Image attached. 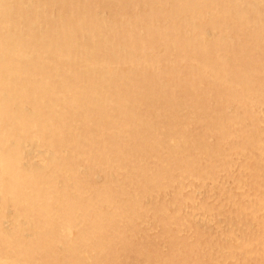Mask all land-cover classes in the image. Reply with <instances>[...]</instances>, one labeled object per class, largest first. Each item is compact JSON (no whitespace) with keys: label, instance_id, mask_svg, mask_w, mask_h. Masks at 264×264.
I'll use <instances>...</instances> for the list:
<instances>
[{"label":"bare ground","instance_id":"1","mask_svg":"<svg viewBox=\"0 0 264 264\" xmlns=\"http://www.w3.org/2000/svg\"><path fill=\"white\" fill-rule=\"evenodd\" d=\"M249 1L0 0V264L129 263L128 258H125L126 256L124 257L125 259L121 257L123 254L117 256L118 254H116L115 248L119 246L117 244L121 243L130 253L135 252L131 247V233L128 232L127 228L136 223L138 218L136 217L137 211H135L136 209L133 210L130 205L131 202L134 203L135 201L129 202L125 197V195H127V186L125 187V178L122 176L124 174H122L120 178H115L117 171L114 177V171H111L112 169H121L123 166V161L125 160L122 161V159H120V157H122L120 153L121 150L130 152V146L128 147L130 141L127 144V142H125L126 137L129 135L140 137V134H142L147 144L154 147V153L140 152L131 156V160H133L137 166L139 165L142 168L143 165H149H145L146 161L149 160L150 157H152V159L154 157V164L158 169L162 170L161 173L166 172L171 174L174 172L175 174L176 172L177 174V172H181L182 174H187V177H189L188 174L189 172L191 173L192 169L190 166H194L195 158L193 160L191 158L190 166L183 160L181 162L179 160L181 158L180 156V158L168 161V163L167 158H164L165 152L169 154V152H174L182 148L181 142L176 138L171 128L172 122H176L180 119V113H176L175 111L171 116L169 111L172 107L180 102H184L185 99L189 102V106L194 111L196 109L201 110L204 104L206 105L200 115L199 120H201V122H198L199 125H205L207 123V126L202 128L205 129V133L203 136L201 135V139L195 138L196 140H192L191 137L192 141L188 142L194 151L196 150L197 152L198 150L199 152L201 148H204L207 154L219 152L225 155L226 152L230 153L228 151V145L235 137L237 130L241 129L240 123L238 122L239 114L235 116L236 109L242 115L239 119L243 118L244 121L247 120L244 116L248 119L253 118L252 116H255L257 113L264 116V107L261 110L259 108L256 109L257 102L249 98V93L251 94L252 90L251 92L249 88L247 90L243 88L242 90V86L239 88V85L243 83L241 75L244 70H239L238 68L241 67H236L237 64L239 65L237 58L241 57L242 53L246 56V59L248 57L246 55L247 52L244 51L245 49L242 51L236 48L237 44L235 45L234 38L238 33H242L241 30L243 31L244 21L245 24L249 21L248 17L245 15L247 12L250 14L251 10L248 9L249 11L247 10L244 15L246 4L248 5V3L254 2ZM261 2V4H257L258 6L255 4L250 8H252L253 17L255 15V17L259 18L261 21L259 22V27L262 29L264 28V19L262 18L263 15H261V12L262 10L264 12V9L261 10V8H264V0ZM105 6L112 12V17L110 19L101 14V10ZM38 17L41 19L43 18L39 23H34V21H32L33 19H31H37ZM242 17H244V19H242ZM255 20L256 19H254V21ZM227 31H229V33L226 34ZM236 31L238 33H236ZM245 38L247 37L242 39ZM239 41H241V39ZM208 45L210 47L209 54H206L207 56L204 58L203 56L202 58L198 57L196 55L198 53L197 51L203 53L205 47ZM238 45L242 46V43ZM250 51H252V47ZM262 51L264 52L263 49ZM253 54L255 55V52ZM114 75L116 79L112 80ZM162 75H165L166 79L164 80L171 81L169 82L171 84L166 87V90H164V88V91L156 94L153 89H155V83L162 81ZM183 81L186 82L185 85L182 84ZM161 85L160 87H162ZM178 87H182L179 96L173 94V88L178 89ZM177 94H179V92ZM252 94L254 95V91ZM260 101L258 103H260ZM261 105L264 104L262 103ZM148 107H152V112L150 114L146 111ZM211 119L215 120V123L210 124L209 122ZM216 122L217 124H224L222 133L216 132L217 130L215 129H217V127L214 126ZM188 124H185V127L189 126ZM195 126L197 127V125ZM198 128L201 130L200 127L196 129ZM221 129L223 128H220V130ZM263 132L252 145L259 150L260 157H262L261 160L263 159L264 161ZM183 133L185 132L181 134ZM190 135L191 134L188 136ZM209 135H212V138L216 137V144L214 143L216 146L223 143V145L220 144V146H224V150H222L219 145L213 147L214 145L207 144L209 141H206L208 138H205ZM238 136L239 135H237V137ZM135 139L137 138L135 137ZM132 140L134 141V139ZM245 143L247 142L245 141L244 144ZM246 145H244V147ZM137 146L138 151H141L139 148H141L142 144H136V147ZM230 146L231 145H229V147ZM238 146L239 144L235 147ZM241 147L240 151H244L245 148L243 150ZM246 148L248 147L246 146ZM186 152L188 151L186 150ZM176 155L174 157H176ZM188 155L190 156L191 154ZM247 155L246 153V156ZM253 155L255 157V154ZM199 156L197 157L200 158ZM232 156H234V153ZM243 156H245V154H243ZM113 158L115 160L111 161ZM182 158L184 159V157ZM211 158H209V160ZM249 160L250 157L247 164ZM252 160L253 159H251V161ZM202 161L204 163V160ZM257 162L258 161H256V163ZM131 163L133 164V162ZM197 164L199 166V163ZM208 164H210V162ZM228 165L225 166L228 167ZM233 165H235L234 162ZM256 165L258 166V164ZM220 167V169H223V166ZM138 169H140V167ZM194 169L193 167V170ZM209 170H207L208 173L212 172V170ZM196 171L198 172V170ZM252 172L250 174H252ZM208 173H206V175H208ZM234 173L232 174L236 176L237 173ZM130 174H132V172H130ZM133 174L131 176H133ZM153 174L151 170L143 174L145 178L144 185L145 187H149V191L153 189L152 186L156 187L157 183L160 182V179L159 181L156 180ZM99 175L105 177L103 183H97L99 180H96V178L98 179ZM164 175L163 173L162 176H160L164 177ZM135 176L136 175H134V177ZM207 177L209 179V176ZM217 177H215L217 179H215L216 181L219 180ZM251 177H255V175L252 174ZM251 177L249 175L250 179ZM257 177H260L264 183V174ZM132 179L129 180L127 178L126 182L130 184ZM161 179L164 180L165 178ZM231 180L235 179L233 178ZM168 181L170 182V180ZM245 181L249 184L252 180L248 182L246 178ZM243 183L244 182H242V184ZM179 184L180 183H178V185ZM248 184L245 186H248ZM260 184L261 183H259V185ZM163 185H165V183ZM183 186L185 187V185ZM184 187H182L183 190ZM241 187L242 186H240V188ZM255 188L258 189V187ZM199 189H201V186ZM140 190L141 189L137 191L140 192ZM207 190L210 191L209 189ZM139 192H137V194ZM161 192L165 193L163 190ZM243 192L242 190V194ZM181 193L182 192H180V194ZM148 194L149 193H147V196ZM209 194L207 193L208 196ZM141 195L143 197V194ZM246 195H248V193H246ZM254 195L252 196L254 197ZM135 196L136 195H134V197ZM196 196L197 195L194 197ZM240 196L241 194L239 197ZM248 196H250V194ZM140 197H136V200L138 201ZM169 197L175 199L171 196ZM211 197H213L212 194ZM227 197L228 195L226 199ZM231 197L232 196L228 197L229 200ZM233 198L234 195L232 199ZM211 199L212 198L209 200ZM216 199L217 198L213 200ZM232 199L230 200L231 204L233 202ZM258 199H260L259 205L261 206L259 224L260 229L264 231V196ZM252 201L253 200H251V202ZM199 202H201L200 199ZM212 203L215 202L212 201ZM135 204H137V202ZM173 204L175 205L176 202ZM200 204H202V202ZM170 205H172V203H170ZM204 205L206 206L205 202ZM150 206H148V209ZM157 206L160 205H156V207ZM217 206L219 207V204ZM225 206L227 207V205ZM201 207H203V204ZM161 208L163 209V207ZM221 208H223V204ZM142 209H144V207ZM150 210L151 209H149V211ZM191 210L190 212L192 213L194 210ZM212 211V208H210L204 213L211 212L215 215ZM178 212L176 215H179ZM195 213L189 216L195 217ZM204 213H202V215L197 214L196 216L199 215L198 217L200 220H204ZM137 214L141 216L142 211ZM246 214L248 213L244 215ZM149 215H152V212ZM219 216L220 215H217L218 219ZM138 219L141 218L139 217ZM173 219L171 220L174 221ZM177 219L179 218L176 216L175 220ZM242 221L246 224L243 218L241 222ZM192 222L194 221L192 220ZM187 223H189V221ZM170 224L172 223L170 222ZM151 226L153 227V225ZM237 228L238 227H236V229ZM155 231L157 230L155 229ZM161 231L163 232L162 229ZM250 231L255 232L254 230ZM250 233L249 237H251ZM171 234L172 232L170 235ZM186 234H188V231ZM206 235L208 236L209 234ZM214 235L215 234L212 233L213 237H215ZM246 235L248 234L246 233ZM218 236L220 237V235ZM195 239L193 241L198 240ZM205 241L207 240L204 239L203 242ZM214 241H216V239ZM252 241H250V244L247 243L246 249L249 246L251 247ZM259 242L261 241H258L256 244ZM263 242L261 245H263ZM185 243L187 244V242ZM244 244L245 243H243V245ZM188 246H190V243ZM224 247H226L225 244ZM242 247V245H237L235 249L237 251H243ZM262 247L263 246H261V248ZM119 248L120 246L118 250ZM185 248L181 242L173 246V259H168L170 261L166 264H183L185 260L193 259L192 257L195 253L191 257L189 253L185 254ZM254 248V250L257 251L256 247ZM250 249L251 248H249V252ZM182 250L185 252L182 253ZM232 250L234 251V248ZM252 250L253 249H251V251ZM220 252L217 250V253ZM249 252H247V254ZM231 254L232 253H230V255ZM207 255L208 257L206 258L210 259L211 257H209V254ZM236 255H238V253H236ZM202 256L203 258L205 257L203 254ZM231 256L233 257V255ZM221 257L226 259L225 255ZM236 258L237 257H234V259ZM241 259L239 261H241ZM242 263L244 264V261Z\"/></svg>","mask_w":264,"mask_h":264},{"label":"rangeland","instance_id":"2","mask_svg":"<svg viewBox=\"0 0 264 264\" xmlns=\"http://www.w3.org/2000/svg\"><path fill=\"white\" fill-rule=\"evenodd\" d=\"M69 1H71V0H69ZM72 1H76V0H72ZM249 1V0H248ZM254 1V2H253ZM253 1H249V2H253V3H248V5H250V6H248L247 4H246V8H245V11H244V15H245V13H246V11L249 9V10H251L250 11V14L247 12V14L245 15V16H247L248 17V19H249V21L248 20H246V21H248V25L247 24H245V21H244V23H243V25H244V27L242 28L243 29V31L241 30V34H239L237 31H236V33H238L236 36H235V38H234V43H235V45L237 44H241L242 43V46L241 45H236V48L237 49H241L242 51L244 50V51H246L247 52V56L249 57H247V59L249 60H247L246 59V56L242 53V58L241 57H239V58H237V61L239 62V65L237 66L236 65V67H241V68H238L239 70L241 69L243 72H242V75H241V78H242V80H243V83L241 84V85H239V88H241V86H242V90H243V88H244V90L246 89H248L249 88V90H250V92H251V90H252V92L254 91V95L252 94V92H251V94L249 93V98H250V100H254V101H256L257 102V106H256V109H262L263 107H264V105H261L262 103L264 104V88H263V86H264V61H263V58H264V52L262 51V49L264 50V28H262L261 29V27H259L260 26V23L259 22H261L260 20H259V18H256L255 17V15H254V17H253V12H252V8H250V7H253L255 4L257 5H259V4H261L262 2V0H253ZM260 2V3H259ZM257 5V6H258ZM248 6V7H247ZM262 9H264V8H261V10ZM248 10V11H249ZM262 14L261 15H263L264 16V12H263V10H262V12H261ZM101 14L103 15V16H105V17H109L108 19H110L111 17H112V12H111V10L110 9H108L107 8V6H105V7H103L102 8V10H101ZM108 14V15H107ZM107 15V16H106ZM250 17H249V16ZM262 16V18L264 19V17ZM247 17H246V19H247ZM31 19H33L32 21H34V23H39L40 22V20H43V18L41 19V18H37V19H34V18H31ZM242 19H244V17H242ZM252 19H253V21H254V19H256L254 22L252 21ZM258 22V23H257ZM253 23V24H252ZM255 23V24H254ZM252 26H253V28H252ZM248 29H247V28ZM252 28V29H251ZM245 32V33H244ZM254 33V34H252V33ZM262 32V33H261ZM227 33H229V31H227L226 32V34ZM244 33V34H243ZM244 35V37H247V38H245V39H242V38H244L243 37V35ZM246 34V35H245ZM251 35V37H250V35ZM239 35V36H238ZM249 36V37H248ZM254 36V37H253ZM257 36V37H256ZM239 37H240V39H241V41H239L240 39H239ZM260 37H262V38H260ZM255 38H256V40H255ZM260 38V39H259ZM238 39V40H237ZM246 40H248V41H246ZM251 40V41H250ZM254 40V41H253ZM261 40V41H260ZM245 43H244V42ZM258 41V42H257ZM237 42V43H236ZM240 42V43H239ZM255 44H253V43ZM258 43V44H257ZM259 43H260V45H259ZM250 44V45H249ZM261 44H263V45H261ZM245 45V46H244ZM253 45V46H252ZM258 45V46H257ZM241 46V47H240ZM247 46V47H246ZM249 46H251L252 47V51H250L251 50V47H249ZM260 46V47H259ZM208 47V48H207ZM261 47H263V48H261ZM207 48V49H206ZM249 48V49H248ZM210 49V47H209V45L208 46H206L205 47V50L203 51V53H200V51H197L198 53H199V55H198V53L196 54V52H195V54L198 56V57H200V58H202V56H203V58L204 57H206L208 54H209V50ZM261 49V50H260ZM249 51V52H248ZM255 52V55L253 54L254 52ZM252 53V54H251ZM207 54V55H206ZM251 55H253V56H251ZM262 56V57H261ZM251 57V58H250ZM199 58V59H200ZM244 59V60H243ZM258 59H260V60H258ZM247 61V62H246ZM256 64V65H255ZM246 65V66H245ZM249 65H250V67H249ZM258 65V66H257ZM259 67V68H258ZM261 67V68H260ZM246 69V70H245ZM255 69V70H254ZM259 69V70H258ZM256 74H255V73ZM259 72V73H258ZM261 72V73H260ZM247 73V74H246ZM258 76H260V77H258ZM162 77H163V79H162V81H160L159 83L157 82V83H155V89H153L154 91H155V93L156 94H158V93H160L161 91H164V90H166L167 88V86L169 85V84H171V83H169V82H171V81H169V80H164V79H166L165 78V75H162ZM113 79H116V76L114 75V77H112V80ZM249 79V80H248ZM247 82V83H246ZM258 83H259V85H258ZM156 84H158V85H156ZM162 84V85H161ZM167 84V85H166ZM182 84H186V82L185 81H183L182 82ZM246 84V85H245ZM152 85H154V84H152ZM160 85L162 86V87H160ZM183 85V86H184ZM249 87H248V86ZM255 85V86H254ZM257 85V86H256ZM182 86V87H183ZM182 87H178V89H174L173 88V94H175V95H180L181 94V89H182ZM247 87V88H246ZM165 88V89H164ZM161 89V90H160ZM164 89V90H163ZM263 89V90H262ZM259 90V91H258ZM176 91V92H175ZM179 92V94H177L178 92ZM262 91V92H261ZM249 92V91H248ZM198 95H200L199 93H197ZM253 95V96H252ZM201 96V95H200ZM260 96V97H259ZM263 97V98H262ZM257 99V100H256ZM261 100V101H260ZM260 101V103H258ZM258 105H259V107H258ZM187 106H188V108H187ZM206 105L204 104V106L201 108V110L200 109H196L195 111L189 106V102H187L186 101V99H185V101L184 102H180L179 104H177L176 106H174V107H172L171 109H170V111H169V114L172 116V114H174V112L176 111V113H180L179 114V120L178 121H176V122H172V124H171V128H172V131H173V133H174V135L176 136V138L177 139H179V141L181 142L180 144H181V149H179V150H176V151H174V152H169V154H167V152H165L163 155H164V158H167V163H168V161H173L174 159H176V158H180L179 160L182 162V160L186 163L187 162V165H191V158H192V160L195 158V163H194V166L193 165H191L190 166V168H192L191 169V173L189 172V174H188V176L189 177H187V174H182L181 172H177V174H176V172H175V174H174V172H172L171 174L170 173H166V172H162L161 173V169H158V167L154 164L155 163V159H154V157H153V159H152V157H150L149 158V160H147L146 161V163H145V165H147V164H149V165H147V166H142V168H141V166H137L136 164H135V162L133 161V160H131V156L132 155H136V153H140V152H143V153H154V147L153 146H149L148 144H147V142H146V140H145V138H143V135L142 134H140V137H137V136H135L137 139H135V137H133V136H127L126 137V141L125 142H127V144H128V142L130 143V144H128V147H129V150H130V152H125V151H122L121 150V154H122V157H120V159H122V161L123 160H125V161H123V166H122V168L120 169H112L111 171L113 172V177L115 176V178L117 177V178H120V176L122 175V174H124V175H122V176H124V178H125V187L127 186V191H126V194L127 195H125V197H126V199H128V201L129 202H131V201H135L134 203L133 202H131L130 203V205L132 206L131 208L133 209V210H135V211H137V213H139V212H141L142 211V214H141V216H140V214H137L136 213V217H140L141 219H142V221H141V219H138L137 218V220H136V223L133 225V226H130V227H128L127 228V230H128V232H130L129 234L131 235L130 236V238H131V247H132V249L135 251L134 253L133 252H129V251H127L126 249H125V247L123 246V244H121V243H119V244H117V245H119L120 246V248H121V250H120V248H119V250H118V247L119 246H117L116 248H115V251H116V254H118L117 256H120V255H122L121 257L122 258H124L125 256V258L127 259L128 258V264H145V262H146V264H156V263H158V264H166V263H169V261L171 260V259H173V246H175L176 244H180V242H181V244H183V246H184V250H186V252L184 251V250H182V253H184L185 252V254H188L189 253V255L192 257V255L194 254V256L192 257L193 259H188V260H185V262H183V264L184 263H188V264H198V263H200V264H211V263H213V264H222L223 262V264H234V262H235V264H243L242 262L244 261V264H264V259H263V257H264V255H262V254H264L263 252H264V238H262V237H264V231L262 230V229H260V224H259V222H260V219H259V216H260V212H261V206L259 205L260 203H259V200L260 199H258V198H262L263 196H264V183L262 182V180H261V178L260 177H257V176H259V175H261V174H264V161H263V159L261 160V158L262 157H260L261 155L259 154V150H257V148L256 147H254L253 145H252V143L259 137V135L264 131V116H261L259 113H257L255 116H252L253 118H250V119H248L247 117H245L244 116V118L245 119H247L246 121H248V122H246V121H244V119L243 118H241V119H239L240 117H242V115H241V113L236 109V114H235V116L237 115V114H239L238 115V122L240 123V126H241V129H238L237 130V132L235 133V137L233 138V140H231V142H230V144L229 145H231L230 147H229V145H228V151L230 152V153H228V152H226V154L225 155H222L221 153H217V152H213V153H211V154H207L206 153V150L204 149V148H201V147H199V148H201V150H199V152H198V150H197V152H196V150L194 151L191 147H190V141H192V140H196L197 138H200L201 137V135L203 136V134L205 133V129H202V128H205L207 125V123L205 124V125H199V123L198 122H201V120H199L200 119V115H201V113H202V111L204 110V107H205ZM261 106V107H260ZM223 107V106H222ZM222 107H221V110H222ZM146 111H148L149 112V114L152 112V107H148L147 109H146ZM194 111V112H193ZM191 114V115H190ZM191 116V117H190ZM199 116V117H198ZM184 117V118H183ZM190 118V119H189ZM194 120H193V119ZM196 118V119H195ZM192 119V120H191ZM182 120V121H181ZM184 120V121H183ZM188 120V121H187ZM192 121V122H191ZM197 121V122H196ZM257 121V122H256ZM191 122V123H190ZM195 122V123H194ZM241 122H243V123H241ZM189 123V124H188ZM210 124L211 123H215V120H213V119H211L210 120V122H209ZM255 123H256V125H255ZM182 124V125H181ZM184 124V125H183ZM185 124L187 125H189V126H186V127H188V128H186L185 127ZM216 124H217V122H216ZM214 125L215 127H217V129H215V130H217L216 132H218V133H222V131L224 130V124H217V125ZM263 124V125H262ZM191 125H192V127H191ZM195 125H197V127H200V129L201 130H199V128L198 129H196L197 127L195 126ZM223 125V126H222ZM243 125V126H242ZM202 126V127H201ZM174 127H176V128H174ZM182 128H183V130H182ZM220 128H223V129H221L220 130ZM257 129V130H256ZM192 130V131H191ZM194 130V131H193ZM197 130V131H196ZM199 130V131H198ZM203 130V131H202ZM240 130V131H239ZM175 131H176V133H175ZM179 131V132H178ZM190 133H189V132ZM196 131V132H195ZM243 131V132H242ZM182 132H185V133H183V134H181ZM192 132H194V133H192ZM198 132H199V134H198ZM203 132V133H202ZM260 132V133H259ZM188 133V134H187ZM247 133V134H246ZM264 133V132H263ZM189 134H191L190 136H188ZM193 134V135H192ZM197 134V135H196ZM244 134V135H243ZM246 134V135H245ZM182 135V136H181ZM186 135V136H185ZM237 135H239L238 137L240 138H238L237 137ZM195 136V137H194ZM184 137V138H183ZM186 137V138H185ZM189 137V138H188ZM191 137H192V140H191ZM244 137V138H243ZM142 138V139H141ZM180 138H182V139H180ZM196 138V139H195ZM208 138V140H206V141H209L207 144H211V145H214L213 147H217L218 145L220 146V144H218L217 146L215 145L216 144V142H215V140H216V137L214 138H212V135L210 136H208V137H206L205 139H207ZM132 139H134V141L132 140ZM139 139V140H138ZM184 139V140H183ZM190 139V140H189ZM201 139V138H200ZM210 139V140H209ZM244 139V140H243ZM138 140V141H137ZM189 141V142H188ZM205 141V140H204ZM247 142V143H245L244 144V142ZM138 142V143H137ZM145 142V143H144ZM212 142V143H211ZM241 142V143H240ZM133 143H135V144H133ZM215 143V144H214ZM136 144H142V146H141V148H139L141 151H138V146L136 147ZM239 144V146L241 147V145H242V149L244 150V148H245V150L244 151H240L241 149H240V147L238 146V147H235V146H237ZM247 144V145H246ZM134 145V146H133ZM210 145V146H211ZM221 145H223V143L221 144ZM244 145H246L248 148H246V146L244 147ZM123 146V145H122ZM251 146H252V148H251ZM121 147V146H120ZM120 147H119V149H120ZM151 147V148H150ZM184 147H185V149H184ZM188 147V148H187ZM221 147V149L222 150H224L223 148H224V146H220ZM253 147H254V149H253ZM122 148V147H121ZM239 148V149H238ZM137 149V150H136ZM145 149V150H144ZM184 149V150H183ZM227 149V148H226ZM232 149V150H231ZM235 149V150H234ZM186 150L188 151V152H186ZM132 151H133V153H132ZM138 151V152H137ZM182 151V152H181ZM235 151V152H234ZM245 151H246V153L248 154L247 156H246V153H245ZM250 153H249V152ZM177 152H178V154H177ZM232 152V153H231ZM175 153V154H174ZM183 155H182V154ZM199 153H200V156H199ZM233 153H234V156H232L233 155ZM178 156H177V155ZM184 154H185V156H184ZM188 154H191L190 156L188 155ZM193 154V155H192ZM206 154V155H205ZM236 154H237V156H236ZM238 154H239V156H238ZM243 154H245V156H243ZM251 154V155H250ZM253 154H255V157H254V155ZM129 157H128V156ZM171 155V156H170ZM176 155V157H174ZM187 155V156H186ZM209 155H210V157H209ZM226 155H227V157H226ZM229 155V156H228ZM250 155V156H249ZM180 156V157H179ZM197 156H199L202 160H204V163H203V161L200 159V158H198ZM208 158H207V157ZM128 157V158H127ZM170 157H172V158H170ZM182 157H184V159L182 158ZM206 157V158H205ZM212 157V158H211ZM232 159H231V158ZM239 157V158H238ZM242 157H244V158H242ZM249 157H250V160H249V163L247 164V162H248V159H249ZM252 157V158H251ZM254 157V158H253ZM127 158V159H126ZM188 158H190V159H188ZM209 158H211L210 160H209ZM227 158V159H226ZM186 159V160H185ZM236 159V160H235ZM239 159V160H238ZM247 159V160H246ZM251 159H255L253 162L251 161ZM113 160H115L114 158L111 160V161H113ZM189 160V161H188ZM234 160V161H233ZM127 161V162H126ZM150 161H152V162H150ZM210 162V164H208L209 162ZM224 161V162H223ZM231 161H233L234 162V164L235 165H233V162H231ZM243 161V162H242ZM250 161H251V164H250ZM256 161H258L257 163H256ZM131 162H133V164L131 163ZM189 162V163H188ZM207 162V163H206ZM221 162V163H220ZM170 163V162H169ZM197 163H199V166H198V164ZM202 163H203V165H202ZM240 163H242V164H240ZM245 163V164H244ZM151 164V165H150ZM171 164V163H170ZM201 164V165H200ZM229 164V165H228ZM237 164V165H236ZM244 164V165H243ZM250 164V165H249ZM256 164H258V166L256 165ZM127 165V166H126ZM155 165V166H154ZM213 165V166H212ZM225 165H228V167L227 166H225ZM234 167H232V166ZM240 165V166H239ZM247 167H246V166ZM253 165H255V166H253ZM154 166V167H153ZM206 168H205V167ZM220 166H223V169H224V171H223V169H220V168H222V167H220ZM230 166V167H229ZM237 166V167H236ZM140 167V169H138ZM147 169H145V168ZM193 167L195 168L194 170L196 171V170H198V172H199V174H198V172H197V174H196V172L193 170ZM218 167V168H217ZM220 167V168H219ZM245 167V168H244ZM125 168V169H124ZM133 168H134V171H133ZM199 168H201V169H199ZM210 170H209V169ZM217 168V169H216ZM226 168H227V171H226ZM237 168V169H236ZM240 168V169H239ZM244 168V169H243ZM249 168H250V170H249ZM136 169H137V171H136ZM155 169V170H154ZM205 170V173H204V170ZM209 170V171H211L212 170V172H209L208 173V171L207 170ZM245 169H246V171H245ZM127 170V171H126ZM151 170V172H153L154 174H153V176L155 177V179L156 180H158L159 181V179H160V182H158V181H156V182H158L157 183V189H156V187L154 186H152V188L153 189H150V191H149V187L148 186H146L145 187V185H144V183H145V178L143 177V174H144V172H147V171H150ZM230 170V171H229ZM237 170V171H236ZM240 170V171H239ZM243 170H244V172H243ZM249 170V171H248ZM117 171V172H116ZM124 171V172H123ZM128 171H130V172H132V174H133V176H131L132 174H130V172H128ZM141 171H142V173H141ZM200 171H201V173H200ZM217 171V172H216ZM220 171H222V172H220ZM252 171H254V172H252ZM256 171V172H255ZM115 172H116V174H115ZM159 172V173H158ZM195 174H194V173ZM216 172V173H215ZM224 172V173H223ZM229 172V173H228ZM237 173L236 174V176H234L232 173ZM252 172V174L253 175H255V177H251L252 176V174H250ZM127 173V174H126ZM165 174L164 175V177H161L162 176V174ZM203 173V174H202ZM206 173H208V175H206ZM234 173V174H235ZM241 173H242V175H241ZM115 174V175H114ZM126 174V175H125ZM158 174V175H157ZM214 174V175H213ZM223 174H224V177H223ZM250 175V177H251V179L249 178V175ZM134 175H136L135 177H134ZM156 175H157V177H156ZM161 175V176H160ZM172 175V176H171ZM181 175V176H180ZM183 175H185V176H183ZM196 176V178H195V176ZM198 175V176H197ZM218 177H217V176ZM229 175H230V177H229ZM231 175H233V176H231ZM100 176V175H99ZM98 176V179L96 178V180H99V182H97V183H103L104 182V179H105V177L103 176V175H101L100 177ZM168 178H167V177ZM171 176V177H170ZM175 176H176V178H175ZM179 176V177H178ZM183 176V177H182ZM195 178H193V177ZM200 176V177H199ZM204 176V177H203ZM207 176H209V179H208V177ZM220 176V177H219ZM159 177V178H158ZM187 177V178H186ZM202 177V178H201ZM215 177H217L219 180L218 181H216L217 179L215 178ZM242 177H244L245 178V180H246V178H247V181L249 182L250 180H252V181H250V183L248 184L245 180H244V178H242ZM127 178L129 179V180H131L132 178L134 179H132V181H131V183L130 184H132V183H134V184H132V185H130V184H128L127 182H126V180H127ZM131 178V179H130ZM138 178V179H137ZM161 178H165L164 180H162ZM175 178V179H174ZM201 178V179H200ZM203 178H205V179H203ZM229 178V179H228ZM235 179V180H231V179ZM136 179V180H135ZM173 179H174V181H173ZM177 179V180H176ZM181 179V180H180ZM197 179H200V180H197ZM216 179V180H215ZM243 179V180H242ZM250 179V180H249ZM95 180V181H96ZM167 180V181H166ZM168 180H170V182L168 181ZM185 180H186V182H185ZM189 180V181H188ZM195 180H197V181H195ZM221 180V181H220ZM224 180V181H223ZM228 180V181H227ZM237 180V181H236ZM241 180H242V182H244L243 184H242V182H241ZM138 181V182H137ZM163 183H162V182ZM166 181V182H165ZM173 181V182H172ZM177 181V182H176ZM181 181H183V182H181ZM200 181V182H199ZM205 181V182H204ZM215 181V182H214ZM261 181V182H260ZM174 182H176V183H174ZM203 182V183H202ZM222 182V183H221ZM227 182V183H226ZM234 182V183H233ZM241 184H240V183ZM255 182V183H254ZM140 183H141V185H140ZM165 183V185H163ZM169 183V184H168ZM178 183H180L179 185H178ZM188 183V184H187ZM192 183V184H191ZM220 183V184H219ZM237 183V184H236ZM251 183H252V186H251ZM256 183H258V184H256ZM259 183H261L260 185H259ZM126 184H128V185H126ZM137 184V185H136ZM143 184V185H142ZM158 184H160V185H158ZM176 184V185H175ZM191 186H190V185ZM200 184V185H199ZM224 184V185H223ZM230 184H231V186H230ZM233 184V185H232ZM240 184V186H242L241 188H240V186L238 187V185ZM248 184V186H245V185H247ZM256 186H255V185ZM169 185V186H168ZM183 185H185V187L183 186ZM197 185V186H196ZM199 185V186H198ZM259 185V186H258ZM262 185V186H261ZM133 188H131V187ZM141 186H143V187H141ZM159 186V187H158ZM177 187V188H175V187ZM187 186H189V187H187ZM200 186H201V189H199L200 188ZM229 186H230V188H229ZM251 186V187H250ZM128 187H129V189H128ZM145 187V188H144ZM164 187V188H163ZM168 187H171V188H168ZM182 187H184V190H183V188ZM187 187V188H186ZM191 187V188H190ZM196 189H195V188ZM199 187V188H198ZM218 187V188H217ZM223 189H222V188ZM227 187V188H226ZM255 187H258V189H256ZM137 188V189H136ZM173 188V189H172ZM180 188V189H179ZM219 188H220V190H219ZM250 188V189H249ZM135 189V190H134ZM139 189H141L140 190V192L139 191H137V190H139ZM143 189V190H142ZM160 189V190H159ZM168 189H170V190H168ZM176 189H177V192H176ZM179 189V190H178ZM181 189H182V191H181ZM203 189V190H202ZM207 189H209L210 191H208ZM216 189V190H215ZM229 189V190H228ZM234 189V190H233ZM239 191H238V190ZM256 191H255V190ZM261 189V190H260ZM152 190H153V192H152ZM158 190H159V192H158ZM164 191L165 193H163V192H161V191ZM222 190V191H221ZM231 190V191H230ZM236 190V191H235ZM241 190V191H240ZM242 190L244 191V192H246V193H248V195L250 194V196H248V195H246V193H244L243 192V194H242ZM248 190V191H247ZM143 191V192H142ZM148 191V192H147ZM173 192V193H171V192ZM183 191H184V193H183ZM186 191V192H185ZM189 191H190V193H189ZM200 191V192H199ZM218 191V192H217ZM222 193H221V192ZM235 191V192H234ZM131 192V193H130ZM137 192H139L138 194H137ZM179 192V193H178ZM180 192H182L181 194H180ZM203 192V193H202ZM230 192V193H229ZM234 192V193H233ZM240 192V193H239ZM255 192H259V193H255V195H254V193ZM147 193H149L148 194V196H147ZM157 195H156V194ZM162 193V194H161ZM178 193V194H177ZM186 193V194H185ZM207 193L209 194V196L207 195ZM215 193H217V194H215ZM226 193H229V194H226ZM253 193V194H252ZM141 194H143V197H142V195ZM153 194H154V196H153ZM165 194H167V195H165ZM176 194V195H175ZM184 194V195H183ZM192 194V195H191ZM197 195L196 197H194L195 195ZM200 194V195H199ZM211 194L213 195V197H211ZM225 194V195H224ZM234 195V198L232 199V197H233V195ZM237 194H238V196H237ZM241 194V196L239 197V195ZM260 194V195H259ZM134 195H136L135 197H134ZM138 195V196H137ZM141 197H140V196ZM164 197H163V196ZM180 197H179V196ZM186 195H187V197H186ZM194 195V196H193ZM205 195V196H204ZM218 196V197H216V196ZM228 195V197L229 196H232L231 198H230V200L232 199L233 200V202H232V204L230 203L231 201L229 200V198L227 197V199H226V196ZM252 195H254V197L252 196ZM146 196V197H145ZM169 196H171V197H173V198H175V199H172V198H170ZM245 196V197H244ZM260 196V197H259ZM136 197H140V199H138V201L136 200ZM145 197V198H144ZM166 197V198H165ZM179 197V198H178ZM183 197V198H182ZM205 197V198H204ZM241 197H242V199H241ZM256 197V198H255ZM149 198V199H148ZM164 198V199H163ZM210 198H212L211 200H209ZM215 198H217L218 199V201H217V199L216 200H213V199H215ZM240 198V199H239ZM243 198H245V199H243ZM247 198V199H246ZM154 199V200H153ZM157 199V200H156ZM162 201H160V200ZM163 199V200H162ZM179 199V200H178ZM199 199H200V201L202 202V204H203V207H201V205L202 204H200L201 202H199ZM226 199V200H225ZM239 199V200H238ZM250 199V200H249ZM147 200V201H146ZM172 200V201H171ZM174 200V201H173ZM186 200V201H185ZM190 202H189V201ZM195 200V201H194ZM198 200V201H197ZM220 200V201H219ZM238 200V201H237ZM251 200H253L252 202H251ZM255 200H256V202H255ZM142 201V202H141ZM145 201V202H144ZM156 201V202H155ZM164 201H166V202H164ZM171 201V202H170ZM180 201H181V203H180ZM188 201V202H187ZM212 201L213 202H215V203H212ZM224 201H226V202H224ZM228 201V202H227ZM243 201V202H242ZM245 201V202H244ZM250 202V203H248V202ZM137 202V204H135ZM176 202V206L173 204V203H175ZM184 202V203H183ZM185 202H186V204H185ZM204 202H205V204H206V206L204 205ZM222 202V203H221ZM225 204H224V203ZM142 203V204H141ZM146 203V204H145ZM161 203V204H160ZM166 203V204H165ZM170 203H172V205H170ZM180 203V204H179ZM189 203V204H188ZM199 203V204H198ZM210 203V204H209ZM221 203V204H220ZM249 205H248V204ZM254 203V204H253ZM145 204V205H144ZM165 204V205H164ZM183 204V205H182ZM192 206H191V205ZM214 204V205H213ZM219 204V207L217 206ZM222 204H223V208H221L222 207ZM237 204H238V206H237ZM242 206H241V205ZM252 204V205H251ZM257 204V205H256ZM135 205V206H134ZM138 207H137V206ZM152 207H151V206ZM156 205H160V206H157L156 207ZM164 205V206H163ZM170 205V206H169ZM200 205V206H199ZM208 205V206H207ZM220 205H221V207H220ZM225 205H227V207L225 206ZM236 205V206H235ZM245 207H244V206ZM247 205V206H246ZM251 205V206H250ZM142 206V207H141ZM145 206H146V208H145ZM148 206H150L149 207V209H151L150 211H149V209H148ZM167 206V207H166ZM188 206V207H187ZM198 206V207H197ZM214 206V207H213ZM250 206V207H249ZM136 207V208H135ZM144 207V209H142ZM161 207H163V209L161 208ZM172 207V208H171ZM183 207V208H182ZM206 207V208H205ZM234 207V208H233ZM237 209H236V208ZM252 207V208H251ZM138 208V209H137ZM142 210H141V209ZM193 208V209H192ZM197 208V209H196ZM200 208V209H199ZM210 208H212V212L215 214V215H213L211 212L210 213H204L206 210L208 211ZM220 208V209H219ZM230 208V209H229ZM259 208V209H258ZM155 209H156V212H155ZM165 209H166V212H165ZM171 209V210H170ZM187 209V210H186ZM191 211H193L192 213H195V217H190L189 215L191 214L192 215V213L190 212V210ZM203 209V210H202ZM205 209V210H204ZM229 209V210H228ZM247 211H246V210ZM144 210V211H143ZM159 210V211H158ZM181 210H182V212H181ZM196 210H198V211H196ZM147 211V212H146ZM176 211V212H175ZM179 211V212H178ZM215 211V212H214ZM217 211V212H216ZM224 211H225V214H224ZM228 211H229V213H228ZM150 212V213H149ZM151 212H152V215H149V214H151ZM170 212V213H169ZM177 212H178V214L179 215H176L177 214ZM201 212V213H200ZM230 212H231V214H230ZM184 213V214H183ZM202 213H204L205 215H203V217L206 219H204V220H200V218L198 217V216H196L197 214H201L202 215ZM219 213V214H218ZM235 213H237V214H235ZM241 213V214H240ZM245 213H248V214H246V215H244ZM147 214V215H146ZM154 214V215H153ZM175 216V218H176V216L179 218V219H177V220H175V218H174V216ZM223 214H224V217H223ZM167 215H169V216H167ZM207 215H208V217H207ZM217 215H220L219 216V219H218V217H217ZM229 215V216H228ZM240 215H242V216H240ZM248 215V216H247ZM144 216V217H143ZM158 218H156V217ZM160 216V217H159ZM181 216V217H180ZM206 216V217H205ZM235 216H237V217H235ZM152 217V218H151ZM164 217V218H163ZM187 218V219H185V218ZM198 217V218H197ZM213 217V218H212ZM216 217V218H215ZM245 217V218H244ZM247 217H249V218H247ZM150 218V219H149ZM174 218V219H173ZM194 218H196V219H194ZM228 218H229V220H228ZM232 218V219H231ZM238 218V219H237ZM242 218H243V220L246 222V224H244V222L242 221L241 222V220H242ZM153 219V220H152ZM171 219H173L174 221H172ZM210 221H209V220ZM212 219H214V220H212ZM241 219V220H240ZM251 219H252V221H251ZM139 220V221H138ZM192 220L195 222H192ZM222 220V221H221ZM148 221V222H147ZM151 221V222H150ZM156 221V222H155ZM163 221V222H162ZM165 221V222H164ZM169 221V222H168ZM181 221H182V223H181ZM189 221V223H187ZM235 221V222H234ZM251 221V222H250ZM154 222V223H153ZM170 222L173 224H170ZM206 222V223H205ZM210 222V223H209ZM140 223V224H139ZM149 223V224H148ZM222 223V224H221ZM164 226H163V225ZM181 224V225H180ZM195 224V225H194ZM221 224V225H220ZM229 224V225H228ZM237 224V225H236ZM239 224H241V225H239ZM244 224V225H243ZM252 224V225H251ZM140 225V226H139ZM146 225H147V227H146ZM151 225H153V227L151 226ZM166 225H168V226H166ZM204 225V226H203ZM206 225V226H205ZM218 227H217V226ZM226 225V226H225ZM243 225V226H242ZM247 225V226H246ZM143 226H144V229H143ZM193 226V227H192ZM230 226V227H229ZM235 226V227H234ZM246 226V227H245ZM251 226V227H250ZM151 227V228H150ZM159 228V230H158V228ZM161 227V228H160ZM197 227V228H196ZM201 227H202V229H201ZM208 227H210V228H208ZM226 227V228H225ZM236 227H238L237 229H236ZM255 229H254V228ZM257 227V228H256ZM149 228V229H148ZM175 228H176V230H175ZM220 228V229H219ZM147 229V230H146ZM151 229V230H150ZM155 229L157 230V231H155ZM161 229L163 230V232L161 231ZM184 229V230H183ZM186 229V230H185ZM194 229H198V230H194ZM201 229V230H200ZM229 229H232V230H229ZM247 229H248V231H247ZM149 230V231H148ZM174 230V231H173ZM183 232H182V231ZM236 230V231H235ZM250 230H254L255 232H251ZM187 231H188V234H186L187 233ZM193 231V232H192ZM198 231V232H197ZM200 231V232H199ZM240 231H241V234H240ZM140 232V233H139ZM154 232H155V234H154ZM158 232V233H157ZM172 232V234L170 235V233ZM174 232V233H173ZM176 232V233H175ZM192 232V233H191ZM217 232V233H216ZM251 232V233H250ZM256 232H257V234L258 235H260V236H258L257 234H256ZM199 233V234H198ZM209 234L208 236H209V240H208V236L206 235V234ZM212 233H214L215 235V237H213L212 236ZM224 233V234H223ZM228 233H230L231 235H233V236H231L230 234H228ZM246 233L248 234V235H246ZM249 233H250V236L253 238H251V237H249ZM154 234V235H153ZM179 234V235H178ZM193 236H192V235ZM205 234V235H204ZM147 235H148V237H150V238H148L147 237ZM156 235V236H155ZM177 235V236H176ZM185 235V236H184ZM190 235V236H189ZM197 235V236H196ZM199 235V236H198ZM211 235V236H210ZM218 235H220V237L218 236ZM234 235H236V236H234ZM244 235H246V236H244ZM255 235V236H254ZM258 237H257V236ZM155 238H154V237ZM180 236V237H179ZM183 236V237H182ZM189 236V237H188ZM198 237V238H196V237ZM222 236V237H221ZM224 236V237H223ZM262 236V237H261ZM165 237V238H164ZM171 237V238H170ZM182 237V238H181ZM187 237V238H186ZM229 237V238H228ZM234 239H233V238ZM236 237V238H235ZM261 237V238H260ZM154 238V239H153ZM167 238V239H166ZM181 238V239H180ZM186 238V239H185ZM198 239V240H196V239ZM207 238V239H206ZM225 238H226V240H225ZM242 238V239H241ZM248 240H246V239ZM253 240H251V239ZM255 238V239H254ZM165 239V240H164ZM172 239V240H171ZM196 240V241H193V240ZM200 239H202V240H200ZM204 239L205 240H207V241H205V242H203L204 241ZM211 239H212V242H213V244H212V242H211ZM216 239V241H214ZM133 240V241H132ZM158 240V241H157ZM164 240V241H163ZM239 240V241H238ZM240 240H242V241H240ZM179 241V242H178ZM193 241V242H192ZM233 241V242H232ZM244 241H246V242H244ZM250 241H252L251 243V247L249 246V247H247V249H246V246H247V243H249L250 244ZM258 241H261V242H259L258 244H256ZM137 242V243H136ZM147 242H149V243H147ZM165 242V243H164ZM167 242V243H166ZM170 242V243H169ZM184 242V243H183ZM185 242H187V244L185 243ZM192 242V243H191ZM198 242H199V244H198ZM203 242V243H202ZM208 242H209V244H208ZM236 244H235V243ZM240 242H242V243H240ZM254 242V243H253ZM262 242H263V245H261L262 244ZM189 243H190V246H188L189 245ZM221 243H222V246H221ZM243 243H245L244 245H243ZM167 244V245H166ZM194 244V245H193ZM195 244H196V246H195ZM224 244L226 245V247H224ZM228 244H230V245H228ZM148 245V246H147ZM170 245V246H169ZM202 245V246H201ZM204 245H205V249H204ZM207 245V246H206ZM209 245V246H208ZM215 245V246H214ZM220 245V246H219ZM233 245V246H232ZM237 245H242L243 247V251L245 250V251H247V252H249V248H251V249H255L254 247H256V250L257 251H251V249H250V252L247 254V252H243V251H241V250H239V251H237L235 248H236V246ZM160 246V247H159ZM165 246V247H164ZM213 247V249H212V247ZM235 246V247H234ZM245 246V247H244ZM260 246V247H259ZM261 246H263L262 248H261ZM150 247V248H149ZM153 249H152V248ZM167 247V248H166ZM190 249H189V248ZM194 247V248H193ZM201 247V248H200ZM219 247V248H218ZM224 247V248H223ZM231 247H232V249L234 248V251L231 249ZM258 247H259V250H258ZM158 248V249H157ZM165 248V249H164ZM201 250H200V249ZM261 248V249H260ZM152 251H151V250ZM196 249V250H195ZM199 249V250H198ZM204 249V250H203ZM212 249V250H211ZM220 249V250H219ZM124 250H125V252H124ZM168 250V251H167ZM190 250V251H189ZM210 250V251H209ZM217 250H218V252H220V251H222V252H220V253H217ZM231 250V251H230ZM166 251V252H165ZM189 251V252H188ZM198 251V252H197ZM207 251V252H206ZM213 251H215V252H213ZM228 253H227V252ZM234 253H233V252ZM241 251V252H240ZM260 253H259V252ZM143 252V253H142ZM150 252V253H149ZM152 252V253H151ZM172 252V253H171ZM177 252H178V250H177ZM192 252V253H191ZM197 252V253H196ZM254 252H255V254H254ZM258 252V253H257ZM179 253V252H178ZM205 256L204 258H203V256H202V254ZM230 253H232L231 255H233V257L230 255ZM236 253H238V255H236ZM242 253V254H241ZM120 254V255H119ZM156 254V255H155ZM200 254V255H199ZM207 254H209V257H211L210 259L209 258H206V257H208V255ZM222 254V255H221ZM250 254V255H249ZM260 254V255H259ZM150 255V256H149ZM158 255V256H157ZM199 257H198V256ZM215 255V256H214ZM217 255V256H216ZM225 255V258L227 259H224L223 257H221V256H224ZM226 255H227V257H226ZM255 255V256H254ZM155 256V257H154ZM164 257V260H163V257ZM168 256V257H167ZM245 256V257H244ZM249 257V259H248V257ZM262 258H261V257ZM220 257V258H219ZM234 257H237L236 259H237V261H236V259H234ZM246 258V259H244V258ZM124 258V259H125ZM138 258V259H137ZM203 258V260L202 261H204V262H202L201 261V259ZM222 258H223V260H222ZM242 258V259H241ZM258 258H261V259H258ZM149 259V260H148ZM168 259H170V260H168ZM196 259V260H195ZM217 259H219V260H217ZM241 259V261H239ZM251 259V260H250ZM257 259V260H256ZM135 260V261H134ZM142 260V261H141ZM161 260V261H160ZM194 260V261H193ZM207 260H209V261H207ZM212 260H213V262H212ZM248 260H249V262H248ZM164 261V262H163ZM167 261V262H166ZM200 261V262H199ZM206 261V262H205ZM252 261V262H251ZM132 262V263H131ZM156 262V263H155ZM162 262V263H161ZM192 262V263H191ZM216 262H219V263H216ZM222 262V263H221ZM237 262V263H236ZM245 262H248V263H245ZM255 262H257V263H255ZM263 262V263H262ZM186 263V264H187ZM116 264V263H115ZM182 264V263H181Z\"/></svg>","mask_w":264,"mask_h":264}]
</instances>
